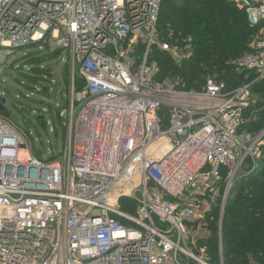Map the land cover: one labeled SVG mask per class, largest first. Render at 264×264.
Instances as JSON below:
<instances>
[{"label": "built area", "instance_id": "built-area-1", "mask_svg": "<svg viewBox=\"0 0 264 264\" xmlns=\"http://www.w3.org/2000/svg\"><path fill=\"white\" fill-rule=\"evenodd\" d=\"M227 1L252 28L264 24V0ZM162 2L0 0L5 59L54 46L52 54H68L71 86L70 100L50 112L68 134L50 162L0 111V264H212L199 215L223 180L226 197L263 136L248 135L245 116L250 85L264 80V27L235 62L254 77L250 85L227 92L211 79L201 91L184 90L158 81L159 64L149 59ZM163 50L176 64L185 58L176 47ZM29 60L26 71L17 68L25 76ZM44 75L36 92L50 96ZM123 199L135 209L123 210Z\"/></svg>", "mask_w": 264, "mask_h": 264}, {"label": "trees", "instance_id": "trees-1", "mask_svg": "<svg viewBox=\"0 0 264 264\" xmlns=\"http://www.w3.org/2000/svg\"><path fill=\"white\" fill-rule=\"evenodd\" d=\"M180 1L181 7L176 8L172 0H163L158 37L165 39L171 33L172 45L179 48L190 46V54L185 56L182 64H176L171 56L161 52L166 58L156 57L160 67L157 80L179 76L180 87L189 91L203 90L207 76L224 84L227 92L250 85L254 77L238 71L235 60L252 51L250 39L264 24L252 28L245 11L227 0ZM25 77L33 81L41 79L35 67ZM82 87L83 83L79 81L78 89ZM251 89L264 100V80L251 84ZM251 104L252 112L256 106ZM258 113L264 116L263 106ZM62 132L64 137L66 131ZM226 172H223L224 179ZM226 189L223 180L218 184L220 196L204 220V227L207 225L209 232L201 244L208 247L212 264H220L221 261L223 264H264V161L238 177L224 197ZM121 206L126 211L135 209L134 202L128 199H123ZM220 217L219 226L217 220Z\"/></svg>", "mask_w": 264, "mask_h": 264}, {"label": "rangeland", "instance_id": "rangeland-1", "mask_svg": "<svg viewBox=\"0 0 264 264\" xmlns=\"http://www.w3.org/2000/svg\"><path fill=\"white\" fill-rule=\"evenodd\" d=\"M172 4H174L176 8H180L182 2L180 0H172ZM260 33L261 30H259L257 34H255L252 39H250L249 46L252 47ZM172 39L171 33L169 36H166L165 39L158 37L157 44L150 50L149 59L158 63V61H156L157 58H166V56H164L161 52L164 54L167 53L173 59V56L170 53L163 50V45L173 46ZM39 47L40 45H37L17 50L7 59H5L4 51L0 50V66L4 68L3 75L0 78V93L4 94L6 98V106H3L0 103V111H8L10 119L24 132L28 142L31 144L32 148H34L36 157L42 162L47 163L50 162L53 157L59 156L63 153L64 143L66 144V136L68 138L67 133L63 137L62 130L64 131L65 128L60 126L56 115L54 119L51 117L50 112L52 105L59 104L60 106H63L68 100H70L71 86L68 71L64 68L65 64L69 60L68 54L64 52L60 54H52L56 50V47L54 46H50V48H46L44 46L41 48ZM176 48H178L184 56H188L190 54V46ZM143 53L144 49L137 50L136 56H140ZM247 53H249V51L244 53L242 56ZM28 58H37L36 60L29 63L31 66L34 65L33 68H37L38 73H40L42 76L40 77V80L38 79L33 81L32 79L25 77L27 74L26 72L19 73L17 70L19 67L22 69V71H26L25 65ZM236 61L237 60H235V62ZM180 64H182V62ZM236 70L237 69H234V72L237 73ZM44 74L47 75V78L50 81L49 83L44 84L52 87L50 96H46L45 93L40 94L39 92H36V85L40 84L42 87L41 83H43L42 78L45 76ZM211 77L212 76H207L205 83H207L208 80H211ZM167 79L179 82L180 77H168ZM51 81H54V84ZM32 83L35 84L33 85ZM244 85L245 84L243 83L242 86ZM249 92L248 99L256 106V109H253L252 112L250 111L248 113L249 115L246 114L245 116L246 118H251L250 123L246 125V131L249 136L256 137L264 135V116L258 113L259 109L262 108V106L264 107V100L261 99L260 94L253 93L252 89L249 90ZM44 109L48 112V114L45 115V120L42 121L39 119L37 114ZM27 117L30 119H27ZM47 121L50 122V127L46 125ZM53 123L55 124V131ZM258 142L259 143L257 144L253 155L249 157V159L243 164L242 173L244 174L252 170V168L255 166L257 167L262 161H264V136H262ZM244 174H242V176ZM234 182L235 180L230 185L231 187L234 185ZM230 189L231 188H229V191ZM219 192V190H214L213 192L207 193L204 196L208 201V205L205 211L199 215L201 224L197 226L198 235L201 237L205 236L209 232L208 226L206 225L204 227V220L207 218L208 213L213 209V205L216 203L217 197L220 196ZM211 215L212 214H210V217ZM220 221L221 217L219 220H217V225Z\"/></svg>", "mask_w": 264, "mask_h": 264}, {"label": "water", "instance_id": "water-1", "mask_svg": "<svg viewBox=\"0 0 264 264\" xmlns=\"http://www.w3.org/2000/svg\"><path fill=\"white\" fill-rule=\"evenodd\" d=\"M48 91H49V90H48V89H46V92H47V93H48ZM3 115H4V116H6L5 114H3ZM263 136H264V135H263ZM228 194H229V191H228Z\"/></svg>", "mask_w": 264, "mask_h": 264}]
</instances>
